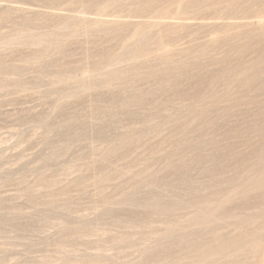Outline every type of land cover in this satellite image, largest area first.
Instances as JSON below:
<instances>
[{
    "label": "rangeland",
    "instance_id": "374dc122",
    "mask_svg": "<svg viewBox=\"0 0 264 264\" xmlns=\"http://www.w3.org/2000/svg\"><path fill=\"white\" fill-rule=\"evenodd\" d=\"M0 264H264V0H0Z\"/></svg>",
    "mask_w": 264,
    "mask_h": 264
}]
</instances>
